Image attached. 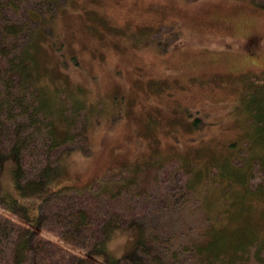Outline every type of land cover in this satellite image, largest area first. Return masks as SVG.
<instances>
[{
    "label": "trees",
    "instance_id": "16d2710c",
    "mask_svg": "<svg viewBox=\"0 0 264 264\" xmlns=\"http://www.w3.org/2000/svg\"><path fill=\"white\" fill-rule=\"evenodd\" d=\"M70 1L0 0V264H260L264 82L258 75L243 99L245 138L147 161L154 163L152 188L171 215L203 212L192 234L143 227L147 219L139 220L133 206L151 188L138 182L149 168L142 164L89 186L50 187L62 174L64 156L88 146L93 108L68 83L48 79L38 57L42 38ZM248 1L264 9V0ZM201 121L195 117L191 125ZM76 138L83 143L75 145ZM124 231L134 238L115 252L111 242Z\"/></svg>",
    "mask_w": 264,
    "mask_h": 264
},
{
    "label": "rangeland",
    "instance_id": "374dc122",
    "mask_svg": "<svg viewBox=\"0 0 264 264\" xmlns=\"http://www.w3.org/2000/svg\"><path fill=\"white\" fill-rule=\"evenodd\" d=\"M38 57L48 79L93 105L88 146L64 156L50 187L89 186L142 164L149 168L138 182L151 188L133 206L147 219L143 227L192 234L203 212L171 215L152 188L154 163L146 164L247 136L243 99L256 77L264 82V9L248 0H72L53 19ZM195 117L202 121L191 125ZM131 233L115 235L111 248L128 249Z\"/></svg>",
    "mask_w": 264,
    "mask_h": 264
},
{
    "label": "bare ground",
    "instance_id": "6f19581e",
    "mask_svg": "<svg viewBox=\"0 0 264 264\" xmlns=\"http://www.w3.org/2000/svg\"><path fill=\"white\" fill-rule=\"evenodd\" d=\"M237 257V256H236ZM247 259V258H246ZM262 262V261H261Z\"/></svg>",
    "mask_w": 264,
    "mask_h": 264
}]
</instances>
